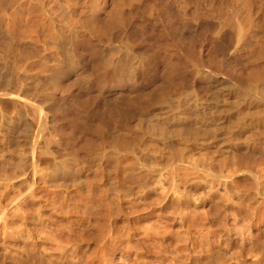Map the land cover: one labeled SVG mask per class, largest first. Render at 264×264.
Listing matches in <instances>:
<instances>
[{"label":"bare ground","instance_id":"bare-ground-1","mask_svg":"<svg viewBox=\"0 0 264 264\" xmlns=\"http://www.w3.org/2000/svg\"><path fill=\"white\" fill-rule=\"evenodd\" d=\"M0 264H264V0H0Z\"/></svg>","mask_w":264,"mask_h":264}]
</instances>
